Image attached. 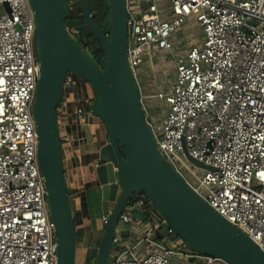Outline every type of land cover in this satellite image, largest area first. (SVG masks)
Returning <instances> with one entry per match:
<instances>
[{
	"label": "built area",
	"instance_id": "1",
	"mask_svg": "<svg viewBox=\"0 0 264 264\" xmlns=\"http://www.w3.org/2000/svg\"><path fill=\"white\" fill-rule=\"evenodd\" d=\"M126 8L128 61L159 151L264 253V0H126ZM190 20L200 39L183 32ZM34 33L29 0H0V264H58L33 118L39 79ZM165 56L175 77L147 94L142 71L148 67L155 77ZM89 89L90 83L67 74L57 108L61 149L87 140L96 118ZM185 148L214 171L192 165ZM140 212L145 220L134 217ZM186 248L141 194L119 217L110 264H228L188 255Z\"/></svg>",
	"mask_w": 264,
	"mask_h": 264
},
{
	"label": "water",
	"instance_id": "2",
	"mask_svg": "<svg viewBox=\"0 0 264 264\" xmlns=\"http://www.w3.org/2000/svg\"><path fill=\"white\" fill-rule=\"evenodd\" d=\"M35 19L34 54L39 79L33 106L38 161L44 178L50 219L55 229L58 264H76L75 197L69 192L58 134L57 108L67 74L87 81L95 92L91 112L108 130L93 172L96 191L111 203L94 264H110L119 217L141 194L187 245L186 254L219 258L228 264H264V253L239 228L212 209L168 164L145 121L141 97L128 61L126 0H108L103 14L111 36L97 25L91 0H81L86 26L105 57L92 61L79 37L66 26L70 0H29ZM6 11L10 12L8 5ZM88 133V129H86ZM197 168H214L192 158Z\"/></svg>",
	"mask_w": 264,
	"mask_h": 264
},
{
	"label": "crops",
	"instance_id": "3",
	"mask_svg": "<svg viewBox=\"0 0 264 264\" xmlns=\"http://www.w3.org/2000/svg\"><path fill=\"white\" fill-rule=\"evenodd\" d=\"M147 86V84L145 83ZM89 96H95L93 90H88ZM96 118L91 120L88 125V133L86 141H75L71 146L64 147L61 149L62 152V161L64 174L67 182V186L71 195L75 197V201L82 197L85 198V203L87 204L88 215L85 216L82 222H85V219H90V207L87 199V194L89 192H95L98 190V184L96 181L93 168L95 167L96 154L100 147L105 145L108 138V130L105 126H100L97 123ZM97 194V193H96ZM103 203V211L98 217V223L90 225H82L84 228L82 230L84 238L88 242V250L96 251L98 250L95 246L96 235L103 230L102 216L107 214L109 210L112 209L113 205L111 203ZM132 227L135 228L136 226ZM127 228L131 230V227L127 225ZM134 230V232H135ZM89 252V251H88Z\"/></svg>",
	"mask_w": 264,
	"mask_h": 264
},
{
	"label": "rangeland",
	"instance_id": "4",
	"mask_svg": "<svg viewBox=\"0 0 264 264\" xmlns=\"http://www.w3.org/2000/svg\"><path fill=\"white\" fill-rule=\"evenodd\" d=\"M74 2H73V5L75 4ZM107 4H108V0H92L91 9L94 10V12L99 14L100 7L104 8L107 6ZM77 7H78V5H77ZM71 32L75 35L77 34V31L74 29ZM183 32L187 33V34L191 33L197 39L201 38L200 29H199L198 24L196 23L195 20H190L183 27ZM89 51L91 52L92 48H89ZM170 62L171 61H170L168 56H165V58H158V66L156 68L155 77H153L151 75L152 72L148 67H147V69H144L142 71V75L144 78L143 83L144 84L146 83L147 86L149 85V87H146L147 88V90H146L147 94H153L157 87L162 89L164 86L168 85L169 83H171L173 81V79L175 77V75H174L175 72H174V67H173L172 63H170ZM96 119H98V118H96ZM97 123L100 126L103 125L99 119L97 120ZM182 171L185 172V169L183 168ZM96 193L95 192H89L87 194V199H88L89 207H90V212H89L90 219H88V218L85 219V222H82L83 219L85 218V214L83 213V208H82V200L80 198H78L75 201L76 216H77V217H75V221H77L75 227H76L77 231L83 230L84 228L82 227V225H84V224L89 226L90 221L92 222V224H96L99 222L98 217L102 213L104 205L102 203L103 202L102 199H100V197H98L99 194L98 193L96 194ZM104 203H106V202H104ZM134 217H136L139 220H145L147 218V216L144 212L135 213ZM101 223L103 224L102 221H101ZM102 236H103V230H101V232L98 233L96 235V238L94 239V240H96L95 246L97 247V249H98L99 244L101 242ZM87 247H88L87 240L84 238L83 233L79 232L77 234L76 264H81L83 262H86V264H93L95 262L98 250H96V251L88 250ZM94 255H95V259L93 258Z\"/></svg>",
	"mask_w": 264,
	"mask_h": 264
},
{
	"label": "trees",
	"instance_id": "5",
	"mask_svg": "<svg viewBox=\"0 0 264 264\" xmlns=\"http://www.w3.org/2000/svg\"><path fill=\"white\" fill-rule=\"evenodd\" d=\"M75 4H71V16L66 20V26L70 29V31H72L73 29L77 31L76 36L79 37L80 42L83 44V46L86 48H92V51L90 52L91 57H92V61L95 64H99L100 60H102L105 57L104 51L101 47V45L99 44V42L93 38V36L90 34L84 17L82 15V10H81V0H75L74 2ZM92 3V0H91ZM78 5V7H77ZM108 6V4H107ZM77 7V8H76ZM93 16L95 18V21L97 23V25L99 26V28L108 36H111V29L110 27L107 26L106 21H105V16L103 14V7H100L99 9V14L94 12V10H92ZM72 194V193H70ZM98 197H100L101 199V195L99 194ZM133 201V200H131ZM82 208H83V213L85 214V216L88 215V211H87V204L85 203V198L82 197ZM77 217V216H76ZM77 221H75V226H76ZM77 231V230H76ZM81 232L77 231V234ZM90 258V257H89ZM93 258L95 259V255L93 256Z\"/></svg>",
	"mask_w": 264,
	"mask_h": 264
},
{
	"label": "flooded vegetation",
	"instance_id": "6",
	"mask_svg": "<svg viewBox=\"0 0 264 264\" xmlns=\"http://www.w3.org/2000/svg\"><path fill=\"white\" fill-rule=\"evenodd\" d=\"M104 8H105V7H104ZM82 45H83V44H82ZM83 47H84V46H83ZM84 48H85V47H84ZM85 49H87V50L89 51V48L86 47ZM89 52H90V51H89Z\"/></svg>",
	"mask_w": 264,
	"mask_h": 264
}]
</instances>
